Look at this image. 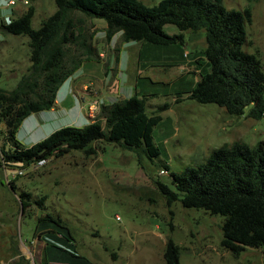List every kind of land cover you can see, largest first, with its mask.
I'll list each match as a JSON object with an SVG mask.
<instances>
[{"label": "rangeland", "instance_id": "374dc122", "mask_svg": "<svg viewBox=\"0 0 264 264\" xmlns=\"http://www.w3.org/2000/svg\"><path fill=\"white\" fill-rule=\"evenodd\" d=\"M28 1V5L21 1L15 6L3 4L0 18L8 20L13 11L19 15L32 5L36 9L32 26L38 29L57 10L55 0ZM142 1L152 6L161 0ZM223 1L228 9L251 8L252 22L246 24L243 49L256 54L264 65V0ZM75 16L81 17L78 13ZM82 25L92 35L94 58L84 60L73 75L71 95L63 84L53 109L34 113L22 122L18 140L32 146L58 129L83 127L100 117L102 104L136 94L145 99L149 113L169 104L154 128L161 153L156 165L145 162V170L133 151L96 141L91 145L96 150L93 154L72 150L23 168L20 174L22 168L15 172L0 164V264H36L46 244L38 239L39 235L43 238V230L36 233V227L38 217L46 212L64 219L76 239L77 253L91 264H165L169 237L181 247V264H264L262 248L247 246L235 256L221 245L223 215L186 208L180 199L170 203L157 184L161 181L174 189L171 172L205 162L224 144L243 142L253 146L264 140V116L253 117V105L243 115L235 116L218 104L188 98L199 73L210 70L203 53L204 32H186L184 45H160L124 42L121 32L108 41L102 18H87ZM164 30L169 35L180 32L174 24L165 25ZM29 42L26 34L0 30V88L14 89L28 71ZM191 59L198 70L188 65ZM90 100L102 102L92 117ZM4 130L2 122L0 132ZM3 139L0 133V161ZM164 162L169 170L163 167ZM9 179L15 180L16 189ZM21 191L31 193L32 201L46 197L45 207L32 202L22 211Z\"/></svg>", "mask_w": 264, "mask_h": 264}, {"label": "trees", "instance_id": "16d2710c", "mask_svg": "<svg viewBox=\"0 0 264 264\" xmlns=\"http://www.w3.org/2000/svg\"><path fill=\"white\" fill-rule=\"evenodd\" d=\"M55 2L57 10L38 29L32 26L36 11L32 5L19 15L13 11L10 20L0 18L2 32L28 35L31 47V65L16 87L0 88V123L5 125L0 132L4 136L0 164L5 170L16 172L17 168H28L72 150L90 155L96 152L91 146L96 141L133 151L138 165L145 170L147 160L150 165L157 164L161 150L154 139V128L169 104L149 113L145 99L136 94L102 104L97 119L80 128L58 129L32 146H25L17 138L22 122L34 113L53 109L61 85L84 60L94 58L92 35L82 25L87 18L106 21L108 41L121 32L124 42L184 45L186 32H204L203 53L210 70L201 73L188 98L218 104L235 116L243 115L253 105L252 116H264V65L256 54L243 49L246 24L252 22L251 8L228 9L223 0H161L152 6L142 0ZM77 13L81 17L75 16ZM167 24L176 25L180 32L167 34ZM179 100L180 96L176 101ZM163 167L169 170L167 162ZM170 175L174 189L157 181L170 203L180 199L186 208L223 215L221 245L235 256L247 246L262 248L264 259V140L253 146L243 142L224 144L215 148L205 162ZM14 179H9L12 189L17 188ZM45 198L32 201L31 193L21 191V210H27L32 202L44 208ZM38 223L36 233L42 229L44 234L38 239H44L46 244L36 264H91L77 253L76 239L61 216L46 212L38 217ZM164 258L165 264H181V247L171 237L166 242Z\"/></svg>", "mask_w": 264, "mask_h": 264}, {"label": "built area", "instance_id": "2783aa9c", "mask_svg": "<svg viewBox=\"0 0 264 264\" xmlns=\"http://www.w3.org/2000/svg\"><path fill=\"white\" fill-rule=\"evenodd\" d=\"M17 1H21L24 5H28V4H29V1H28V0H3V3H0V6H2L3 4H6L7 6H8V5L15 6L16 3H17ZM8 20H10V18H8ZM101 104H102V102L99 101V100H93V101H91V102L88 104V106H89V113H90L89 116L92 117L94 111H96L97 108H98V106H100ZM45 161H46V160L43 159V160L39 161L36 165H38V164H42V163H44ZM22 170H24V169H21L20 171H18L19 174L22 172ZM165 170H166V169H165Z\"/></svg>", "mask_w": 264, "mask_h": 264}, {"label": "crops", "instance_id": "0c3cea01", "mask_svg": "<svg viewBox=\"0 0 264 264\" xmlns=\"http://www.w3.org/2000/svg\"><path fill=\"white\" fill-rule=\"evenodd\" d=\"M0 3H3V0H1ZM101 55H102V54H101ZM206 59H207V58H206ZM188 65H190L191 67H193V68H195L196 70H198V68H197L196 66H194V64L192 63V59H191V61H190V63H189ZM195 73L198 74L199 72H196V71H195ZM74 74H75V73H74ZM74 74H73V75H74ZM199 74H201V73H199ZM73 75H72L71 77H69V78L63 83V84H67V86H68V87H67V91H68L67 94H68V95H69V94H70V95L72 94V86H73V85H72V77H73ZM63 84H62V85H63ZM62 85H61V86H62ZM57 102H58V100H57ZM90 102H91V100L88 102V104H89ZM47 111H49V110H47ZM14 177H15V176H14ZM14 177H12V178H14ZM22 211H23V210H22Z\"/></svg>", "mask_w": 264, "mask_h": 264}, {"label": "water", "instance_id": "95a60500", "mask_svg": "<svg viewBox=\"0 0 264 264\" xmlns=\"http://www.w3.org/2000/svg\"><path fill=\"white\" fill-rule=\"evenodd\" d=\"M22 210H23V207H22Z\"/></svg>", "mask_w": 264, "mask_h": 264}]
</instances>
